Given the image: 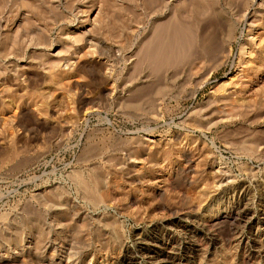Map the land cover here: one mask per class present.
Instances as JSON below:
<instances>
[{
  "label": "rangeland",
  "instance_id": "obj_1",
  "mask_svg": "<svg viewBox=\"0 0 264 264\" xmlns=\"http://www.w3.org/2000/svg\"><path fill=\"white\" fill-rule=\"evenodd\" d=\"M262 207L264 0H0V264H125L217 211L251 219L203 263L264 264Z\"/></svg>",
  "mask_w": 264,
  "mask_h": 264
},
{
  "label": "bare ground",
  "instance_id": "obj_2",
  "mask_svg": "<svg viewBox=\"0 0 264 264\" xmlns=\"http://www.w3.org/2000/svg\"><path fill=\"white\" fill-rule=\"evenodd\" d=\"M180 28V27H179ZM173 26L172 27H165L162 28L158 35L156 36V41L154 42V45H152L151 47H155L152 51L151 49H148V53L147 55L149 57H153L151 56V53H153L152 55H154L153 58H156V60H167V58H169L168 56L173 53L175 54V51L180 47H185L182 48L184 50H187L186 48H188L191 43H192V37L191 35L190 38L188 36V31L185 32L183 29L179 30V29H174ZM173 30V31H172ZM190 41V42H189ZM179 49V51H180ZM177 53V52H176ZM173 55H171L172 57ZM170 59V58H169ZM183 178V177H182ZM185 182V181H184ZM263 189V188H262ZM243 196V195H242ZM249 199V197H248ZM247 199V200H248ZM244 200V199H243ZM215 201V200H214ZM253 201V199L251 200ZM259 201V200H258ZM239 202V201H238ZM244 202V201H243ZM246 202V201H245ZM248 202V201H247ZM255 202V201H254ZM258 203V202H257ZM263 203V202H262ZM242 204V203H241ZM247 207H244V209H247L249 205H247V203H245ZM249 204V203H248ZM252 204V203H251ZM250 204V206H251ZM259 204V203H258ZM257 204V206H258ZM234 205V204H233ZM261 205V204H260ZM253 206V205H252ZM261 207V206H260ZM257 208V207H256ZM264 207H262L263 209ZM238 209V208H236ZM243 209V208H242ZM261 209V208H260ZM248 210V209H247ZM206 211V210H205ZM231 211V210H230ZM264 211V210H263ZM252 213V212H250ZM264 213V212H263ZM203 214V213H202ZM211 214V213H210ZM231 214V213H230ZM229 213H225V212H221V211H217L215 214H212L210 216H208L207 213V218L202 220L200 217H195L194 220V227L192 226H188V225H183L180 226L179 228L181 229V235L179 236H174L169 239L165 238L163 236L162 233L155 232V234H153L151 236V238L149 240L146 241H141L139 243H137L134 246V250L130 249L131 252L129 254H126V263L125 264H180V260L182 258L185 259H191L192 263H194V261L197 262V264H201L204 261L205 255H206V249L204 248V245H202V241H201V237H200V232H207L208 234L213 233V231L215 229H218L220 232H224L227 231L225 233L230 234L233 230V226L235 224H239L241 222L244 223L243 221L247 220V218L251 219V217L248 215V212L245 213V211H238L235 212L234 214L230 215ZM262 214V213H261ZM206 215V214H205ZM263 216V215H262ZM261 217V216H259ZM189 218V217H187ZM225 218H227V221H224ZM186 219V218H185ZM221 219V221H220ZM222 219H224L222 221ZM261 219V218H259ZM258 219V220H259ZM189 221V220H188ZM193 220H191L192 222ZM259 221H264V218H262ZM227 223V224H226ZM246 223V222H245ZM170 225V223H169ZM226 225V226H225ZM262 226V225H261ZM264 227V226H263ZM214 229V230H213ZM224 230V231H223ZM237 231V230H236ZM253 231V230H252ZM257 231V230H256ZM255 231V233H257ZM263 231V230H262ZM180 232V231H179ZM235 232V231H234ZM233 232V233H234ZM239 232V231H238ZM201 233V234H202ZM216 233V231H215ZM214 233V234H215ZM253 233V234H255ZM224 234V233H223ZM232 234V233H231ZM259 234V233H258ZM264 234V233H263ZM221 235V233H220ZM251 235V234H250ZM257 235V234H255ZM166 236V234H165ZM202 236V235H201ZM215 236V235H214ZM225 236V235H224ZM231 236V235H229ZM228 236V237H229ZM239 236V235H238ZM237 236V237H238ZM242 236V235H241ZM217 237V236H216ZM234 237H236L234 235ZM214 238V237H213ZM240 238V237H239ZM203 239V238H202ZM245 239V238H244ZM141 240V239H140ZM204 240V239H203ZM238 241V239H237ZM264 241V240H263ZM262 241V242H263ZM205 242V241H204ZM210 242V241H209ZM261 239L259 238V236H250V238L248 239L247 245L249 246L248 249L259 252L260 254H262V256L264 257V245L262 244ZM132 243V242H131ZM243 243V242H242ZM204 244V243H203ZM240 244V243H239ZM246 245V246H247ZM206 246V243H205ZM209 246V244H208ZM243 246V245H242ZM245 246V245H244ZM145 248H149V250H147L146 254H143V250ZM244 248V247H243ZM242 248V249H243ZM239 249V247H238ZM209 250V249H208ZM129 251V250H128ZM246 251V250H245ZM244 251V252H245ZM216 252V251H215ZM243 252V251H242ZM237 253V251H236ZM249 253V252H248ZM243 254V253H242ZM132 255V256H130ZM217 255V254H216ZM240 255V254H239ZM250 255V254H249ZM257 256V255H256ZM118 257V256H117ZM234 256H231V258ZM238 257V255H237ZM240 257V256H239ZM244 257V255H243ZM242 257V258H243ZM250 257V256H249ZM255 257V256H253ZM230 258V257H229ZM236 258V257H235ZM247 258V257H246ZM260 258V257H259ZM258 258V259H259ZM210 259V258H209ZM216 259V258H215ZM225 259V258H223ZM206 260V259H205ZM212 260V259H211ZM210 260V261H211ZM227 260V259H225ZM230 260V259H229ZM233 260V259H232ZM239 260V259H238ZM249 260V259H248ZM120 261V260H119ZM223 261V260H222ZM228 261V260H227ZM260 261V260H259ZM125 262V260H124ZM190 262V261H189ZM207 262V261H206ZM209 262V261H208ZM216 262V261H215ZM218 262V261H217ZM221 261H219L220 263ZM229 262V261H228ZM227 262V263H228ZM233 261H231L230 263H232ZM236 262V261H234ZM240 262V260H239ZM244 262V261H243ZM242 262V263H243ZM247 262V261H246ZM249 262V261H248ZM251 262V261H250ZM253 262V261H252ZM251 262V263H252ZM255 262V261H254ZM253 262V263H254ZM122 263V262H121ZM212 263V262H211ZM210 263V264H211ZM225 262L223 261V264ZM226 263V264H227ZM228 263V264H230ZM258 263V261L256 262ZM119 264V263H118ZM188 264V262L186 263ZM191 264V263H190ZM195 264V263H194ZM204 264V263H203ZM206 264V263H205ZM216 264V263H215ZM235 264V263H232ZM239 264V263H238ZM246 264V263H244Z\"/></svg>",
  "mask_w": 264,
  "mask_h": 264
}]
</instances>
